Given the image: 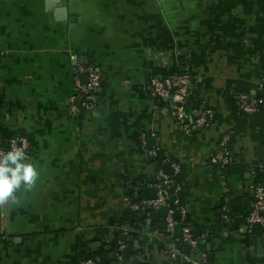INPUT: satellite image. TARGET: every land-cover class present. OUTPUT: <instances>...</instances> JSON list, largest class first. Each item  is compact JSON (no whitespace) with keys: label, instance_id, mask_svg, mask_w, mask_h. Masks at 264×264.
I'll use <instances>...</instances> for the list:
<instances>
[{"label":"crops","instance_id":"0c3cea01","mask_svg":"<svg viewBox=\"0 0 264 264\" xmlns=\"http://www.w3.org/2000/svg\"><path fill=\"white\" fill-rule=\"evenodd\" d=\"M83 64L99 87L80 109L72 70ZM173 74L190 78L185 115L208 112L206 127L183 132L169 100L150 96L152 77ZM263 79L264 0H0V139L24 137L38 172L0 207V264H80L118 241L142 264H264V228L244 221L251 187L264 188ZM239 95L263 104L243 115ZM172 164L174 217L193 247L165 238L159 209L124 203L152 199Z\"/></svg>","mask_w":264,"mask_h":264},{"label":"built area","instance_id":"2783aa9c","mask_svg":"<svg viewBox=\"0 0 264 264\" xmlns=\"http://www.w3.org/2000/svg\"><path fill=\"white\" fill-rule=\"evenodd\" d=\"M83 75L85 80L82 82L80 76ZM72 85L75 93V98L78 101L80 109L89 108L93 99L94 93L99 87V75L96 69L90 64L76 65L72 70ZM149 94L151 97L158 99H168L172 107L171 115L178 123L183 132L188 131L191 127L204 128L208 125V112L200 113L195 119H188L185 115L184 106L189 96L191 86L190 78L184 74H173L167 77L156 78L152 77L148 85ZM258 88L264 90V79L258 83ZM263 101L250 96L239 95L236 97L237 111L243 115L255 113ZM229 137L227 134H222L219 137L216 145V151L211 159V162L216 164L219 169H223L229 161ZM141 147H145V137H140ZM23 148L25 157L28 154V143L22 136L11 137L6 140L0 139V153L7 154L13 148ZM156 147L145 149L149 156H153ZM171 171L166 174L158 170L155 174V182L153 188L155 195L152 199H130L124 198V203L128 211L136 213L140 210H157L164 209V227L165 238L170 237L172 228L180 221L174 217L176 208L171 203L176 192V187L173 184L172 176L177 172L178 166L170 165ZM258 170L264 173V160L258 166ZM252 197L249 204V209L245 215L244 221L248 228H264V188L259 185L251 187ZM181 239L190 247L195 245V238L187 227H182ZM166 246L168 244L166 243ZM125 248V242L118 241L114 247L113 259L114 262H120V252ZM173 256V252L170 253ZM140 259V258H138ZM80 264H97L93 259L85 258ZM106 264V263H100ZM193 264H201L200 262Z\"/></svg>","mask_w":264,"mask_h":264},{"label":"clouds","instance_id":"9594fccd","mask_svg":"<svg viewBox=\"0 0 264 264\" xmlns=\"http://www.w3.org/2000/svg\"><path fill=\"white\" fill-rule=\"evenodd\" d=\"M26 160L23 148H13L7 154L0 153V207L17 202L15 193L22 187L31 191L38 179V172Z\"/></svg>","mask_w":264,"mask_h":264},{"label":"trees","instance_id":"16d2710c","mask_svg":"<svg viewBox=\"0 0 264 264\" xmlns=\"http://www.w3.org/2000/svg\"><path fill=\"white\" fill-rule=\"evenodd\" d=\"M112 255V257H111ZM121 260L120 262H114L113 253H106L98 260L94 259L92 255H87L84 258L93 259L97 264L106 263V264H142V260L138 259V254L132 249L131 245L128 242H125V248L120 252Z\"/></svg>","mask_w":264,"mask_h":264},{"label":"water","instance_id":"95a60500","mask_svg":"<svg viewBox=\"0 0 264 264\" xmlns=\"http://www.w3.org/2000/svg\"><path fill=\"white\" fill-rule=\"evenodd\" d=\"M47 8H49L50 9V4H49V6H47ZM83 75H81V78H82V80H84L83 79ZM164 100H166V99H163V101ZM167 101V100H166ZM159 211H161V213L162 214H164V209H159ZM172 231H173V233H175L176 235H181V224H176L174 227H173V229H172ZM111 257H112V255H111Z\"/></svg>","mask_w":264,"mask_h":264}]
</instances>
